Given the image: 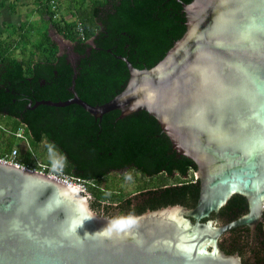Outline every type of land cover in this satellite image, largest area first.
<instances>
[{"label":"water","instance_id":"obj_1","mask_svg":"<svg viewBox=\"0 0 264 264\" xmlns=\"http://www.w3.org/2000/svg\"><path fill=\"white\" fill-rule=\"evenodd\" d=\"M94 18L84 43L49 27L56 63L31 78L0 64V113L43 130L74 177L189 165L196 181L107 204L0 161V264H244L219 245L243 225L264 264V0H106Z\"/></svg>","mask_w":264,"mask_h":264},{"label":"trees","instance_id":"obj_2","mask_svg":"<svg viewBox=\"0 0 264 264\" xmlns=\"http://www.w3.org/2000/svg\"><path fill=\"white\" fill-rule=\"evenodd\" d=\"M18 2V0H0V13L3 8H8L12 13H18ZM62 2L63 5L67 4L66 7H68V12L70 14L68 18L63 14L58 15L61 10L60 6H62ZM31 3L34 4L31 12L33 11L39 14L40 22L45 23L42 25L43 29L39 30L37 33L39 34L38 39L33 42L27 35L29 31L28 25H33L32 22H29L31 20L27 19V14L24 15V18L26 16L24 20L19 21L18 24H12L13 30L10 34L12 36H9V43L6 42V40L4 42L3 39L0 38V64L11 60L19 62L22 78H31L33 76L32 66L34 64L48 63L49 65H52L56 63L58 45H51L52 40L48 36V24L51 25L55 33L68 40L70 43H73L74 41L84 43L86 40L96 35L99 31L100 26L95 22L94 9L97 6L103 7L106 4V0H32ZM13 34L17 35V37L15 38ZM14 48L19 49L20 56L13 54L12 50ZM1 117H8L10 125L9 137L6 140L3 149L0 150V154L9 151L13 147H17L15 145L16 133L22 129L29 140V145L33 147L34 151H36L35 149L39 143L42 140H45L48 144L44 147L51 148V150L56 149L61 156V162H63L65 172L72 174L73 164L66 159L59 146L51 143L43 130H40L39 140L36 141L33 139L27 125L24 122L10 113H0V118ZM2 133H4V130H2ZM50 159V156H47V158H44L43 161H45V163H50ZM34 160V157H32L29 152L24 151L18 153V161L22 163L33 164ZM183 167L186 168L185 177L178 172L177 168L171 169L173 174L166 175L162 171H157L155 174H149L148 177L132 165H128L124 170L135 171L142 177V179H144V184L140 186L138 190V193H140L150 189H158L173 185H184L194 182L192 177H189L193 168L189 165H183ZM111 172H116V170H109L105 174L101 173L100 175L92 178L80 177L94 183V186L90 187V192L94 200L107 204H118L128 197L123 196L121 191L108 189L106 186H102L103 178ZM170 177L176 178V181L173 183H166L169 181ZM243 212L244 210L239 206L236 211L226 212L221 220H223L224 223L226 218L232 215L240 216ZM204 220L206 219H202V221ZM230 238L231 239L227 242L220 244L221 248L229 254H232L235 250H237L238 254L242 256V262L244 264H248L244 259V256H247L246 253H250V244L248 243V240H243L244 236L242 234H237V236Z\"/></svg>","mask_w":264,"mask_h":264},{"label":"rangeland","instance_id":"obj_3","mask_svg":"<svg viewBox=\"0 0 264 264\" xmlns=\"http://www.w3.org/2000/svg\"><path fill=\"white\" fill-rule=\"evenodd\" d=\"M18 1H19L18 2V5H19L18 13L9 12V10H7L8 8L7 9L4 8L2 10V13L0 15V38L3 39L4 42L6 40V42L9 43V40H10L9 36H12L10 34L13 30L12 24H18L19 21H22L26 18V16L24 18V15L27 14L28 15L27 19L31 20L29 22H32L33 24L32 26L28 25L29 31L27 35L30 40L35 42L39 37V34H37L38 31L43 29L42 25L45 23L40 22L39 14L33 11L31 12V9H33L34 7V4L31 3L32 0H18ZM66 5L67 4L63 5V2H62V6H60L61 10L58 15L63 14L65 17L68 18L70 14L68 12V7H66ZM55 34L60 39L68 41L66 39H63V37L58 35L57 33ZM13 36L15 38L17 37V35H14V34ZM12 52L14 55L20 56L18 48H14ZM9 125H10V120L8 117L0 118V150L3 149L5 142L7 138L9 137ZM2 130H4V133H2ZM15 145L17 146L16 148L18 149V152H24V151L28 152V149H27L28 145L26 141L19 138L17 135L15 139ZM30 149L32 152L34 151L32 146H30ZM35 150L36 151L34 152L36 153V156H37L36 160L38 159L42 162H45L43 161L44 158H47V156H50L51 162L61 161V156L58 155L56 152H53L52 151L53 149L51 150V148H45L44 144H39ZM175 181H176V178L170 177L169 181H167L166 183H173ZM143 182H144V179H142V177L135 171H131V170L125 171L124 170L122 172L116 171V172L109 173L106 177L103 178L102 186L104 187L106 186L108 189L121 191L123 193V196L129 197L135 193H138L139 187L144 184ZM91 198L93 199L92 195H91Z\"/></svg>","mask_w":264,"mask_h":264},{"label":"built area","instance_id":"obj_4","mask_svg":"<svg viewBox=\"0 0 264 264\" xmlns=\"http://www.w3.org/2000/svg\"><path fill=\"white\" fill-rule=\"evenodd\" d=\"M81 31V29H80ZM16 135L23 139L24 141H26L27 145H28V152L30 153V155H33V152L30 149V145L29 142L27 141V139L24 136L23 130L20 129ZM18 149L16 147L11 148L9 151L0 154V161H4V162H8L14 165H17L19 167L22 168H28V169H32V170H36L39 171L41 173H45L53 178L59 179L63 182L69 183V184H73L78 186L82 191L86 192V193H91L90 192V187L94 186V183L90 180L84 179V178H80V177H74L72 174H68L65 172L64 168H63V162L61 161H56V162H50V163H45L42 162L40 160H36V158L34 156V163L31 164H26V163H22L20 161H18Z\"/></svg>","mask_w":264,"mask_h":264},{"label":"flooded vegetation","instance_id":"obj_5","mask_svg":"<svg viewBox=\"0 0 264 264\" xmlns=\"http://www.w3.org/2000/svg\"><path fill=\"white\" fill-rule=\"evenodd\" d=\"M23 133H24V131H23ZM24 136H25V138L28 141V138L26 137L25 133H24ZM39 144H44V146H45V145L48 144V142H46L45 140H42ZM52 151L53 152H56L58 155H60L56 149H54ZM33 156L35 158H37L36 153L34 151H33ZM189 177H192V179L194 180V182L196 181V179H195V173H194V170L193 169H192L191 173L189 174ZM246 212L247 211L244 210L243 213H246ZM212 215H214V216H212ZM210 217L213 218V219H217L221 224H223V220H221V218L223 219V216H220L219 217L218 216V213H216V214L215 213H211ZM261 229L264 232V221L261 223ZM246 231H247V227H246V225H243V226L236 227L234 229H231L230 231H227V232L223 233L220 236V238H219V245L221 243L223 244L224 242H227L229 239H231L230 237L237 236V234H242L244 236V239L243 240L247 239L248 240V243H249L250 238L246 235ZM239 232H241V233H239ZM246 254H247V256H244V259L246 260V262L248 264H251L252 263V256H251L250 253H246ZM241 259H242V256H241Z\"/></svg>","mask_w":264,"mask_h":264},{"label":"crops","instance_id":"obj_6","mask_svg":"<svg viewBox=\"0 0 264 264\" xmlns=\"http://www.w3.org/2000/svg\"><path fill=\"white\" fill-rule=\"evenodd\" d=\"M3 9H4V8H3ZM3 9H2V10H3ZM6 9H7V8H6ZM7 10H9V9H7ZM9 12H10V11H9ZM1 13H2V11H1ZM1 13H0V15H1ZM11 13H12V12H11ZM49 27H50V25H49ZM54 32H55V31H54Z\"/></svg>","mask_w":264,"mask_h":264}]
</instances>
